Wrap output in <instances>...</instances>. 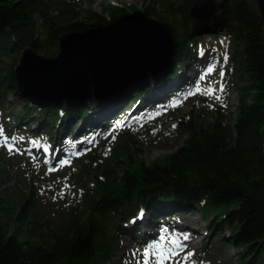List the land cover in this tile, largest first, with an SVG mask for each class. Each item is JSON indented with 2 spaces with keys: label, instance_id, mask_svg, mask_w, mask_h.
<instances>
[{
  "label": "trees",
  "instance_id": "trees-1",
  "mask_svg": "<svg viewBox=\"0 0 264 264\" xmlns=\"http://www.w3.org/2000/svg\"><path fill=\"white\" fill-rule=\"evenodd\" d=\"M155 1L165 3L171 21L149 6L142 12L164 23L178 43L173 69L157 82V92L149 86L134 89L109 105V119L98 123L95 117L101 111L86 106L66 111L31 107L17 91L13 69L26 47L53 57L59 35L106 25L129 11L110 4L104 8V19L90 9L76 11L75 0H0V116L5 135L43 165H52L68 147L74 153L69 165L72 186L82 193L87 212L81 222L71 214L59 226L34 213L22 218L10 208L0 173V264H115L110 253L122 238L137 243L135 258L141 264V250L155 240L153 232L139 239L134 235L142 218L156 231L163 226L177 231L181 215L196 208L206 222L200 251L211 249L218 239L232 247L237 264H264V22L257 2L227 0L213 17L195 20L190 10L197 0ZM210 40L233 47L229 70L238 79L230 75L226 84L237 93L234 125L222 122L216 106V118L207 124L191 110L172 127L173 133L186 134L175 151L146 165L123 150V172L114 173L101 152L113 135L128 130L121 126L111 131L112 121H139L157 104L188 89L181 72L190 65L198 68L199 51ZM3 103L10 108L6 113ZM17 103L22 104L18 115L13 109ZM70 125L79 128L78 134ZM78 135L88 144L85 150ZM98 219L109 221V240ZM128 263L132 261L117 264Z\"/></svg>",
  "mask_w": 264,
  "mask_h": 264
},
{
  "label": "rangeland",
  "instance_id": "rangeland-1",
  "mask_svg": "<svg viewBox=\"0 0 264 264\" xmlns=\"http://www.w3.org/2000/svg\"><path fill=\"white\" fill-rule=\"evenodd\" d=\"M110 4L124 8L129 11L127 13L143 11L146 6H149L156 12L162 13L163 17H166L169 21L173 18L164 12L165 3L156 2L155 0H75V10L90 9L102 18L107 19L108 15L104 8ZM152 18L157 19L155 16ZM232 51V44L223 40H210L199 51L201 57L197 59L198 68L194 69L190 65L186 66L181 72V77L187 80L186 86L188 89L178 96L165 99L157 104L159 105L157 108L152 109L145 118L139 121L133 123L112 121L111 131L115 127L121 126L128 130V132L113 135L101 152L103 157L110 159L113 168L116 170L114 173L121 175L123 172L121 169L123 166L121 155L123 150L130 151L133 160H139L146 165L175 151L183 143L186 134L179 131L173 133L172 127L175 125L177 118L182 117L191 110L200 115L202 124H207L215 120L214 107L216 106L220 111L219 115L222 122L230 127L234 125L237 93L226 84V80L229 79L230 75H233L234 80L237 81L238 79L237 74H231L229 70L228 57ZM209 68L212 69L211 72L208 71ZM200 77H204V79L200 80ZM158 81L149 86L151 91L157 92L155 88L158 86ZM198 83L199 91L196 89ZM243 84L245 82L239 83V85ZM209 86L214 90V94L211 96L204 94ZM190 92L193 94L189 95ZM216 96H219V99H216ZM120 97L116 94L110 97L108 101L99 102L93 107V110L101 111L95 117L98 123H106V120L109 119V105L118 101ZM9 100L11 101V97H9ZM2 105H4V113H6L10 108L7 103ZM21 106L22 104L19 103L13 106L15 114L18 115ZM33 106L35 105L31 107ZM121 111L123 109L119 110V112ZM144 119H147L148 123H142ZM73 121L77 123L73 124L80 126L81 122L77 117ZM31 122L30 127L35 128L33 127L35 124ZM75 125H70L71 129L76 128ZM75 128L72 131L76 130L74 133L76 135L80 127ZM0 129H3V135H0V173L5 180L6 197L11 202L10 208L15 211V214H20L22 218H25L34 213L41 220L53 226L54 224L57 226L65 225L71 214L80 222L86 218L87 212L82 205V193L72 186V169L69 168V165L72 162L74 153H70L68 147L63 148L52 165H43L38 157L20 150L17 143L5 135V126L1 121V116ZM77 138L81 150H85L88 144L81 139L82 136L78 135ZM90 139L93 143L98 140L95 136H90ZM10 144H14V147ZM10 147L12 150H10ZM64 161H67V163H62ZM83 191L84 189H82ZM61 193L63 194L61 195ZM15 214H11L10 217L13 218ZM143 219L144 217L142 218L141 228L134 235L138 236L139 239L153 232L155 240L151 244L145 245V248L141 250V264L145 259V252L148 253L150 264H155V260L159 258L160 254L167 255L169 250L174 248L177 254L164 260L163 264H237L234 259L235 251L232 247L226 243L222 244L218 239L213 242L211 249L199 250L205 242L203 233H205L206 222L201 211L197 208L181 215L177 220V231L171 230L168 226H163L162 230L156 231V229L148 226L146 220ZM98 223L105 231L104 237L109 240V221L98 219ZM191 230L193 233L188 232ZM224 233L228 234V227L224 229ZM185 237L187 238L185 239ZM176 244H179L180 247L176 248ZM155 245H159V247H153ZM137 251L138 245L136 242L128 238H122L114 244L110 255L115 264L127 261H132L131 264H137L138 260L135 258ZM213 252L215 253L213 254ZM188 253H192V255L188 257Z\"/></svg>",
  "mask_w": 264,
  "mask_h": 264
},
{
  "label": "water",
  "instance_id": "water-1",
  "mask_svg": "<svg viewBox=\"0 0 264 264\" xmlns=\"http://www.w3.org/2000/svg\"><path fill=\"white\" fill-rule=\"evenodd\" d=\"M226 2L197 0L190 16L209 19ZM256 2L264 22V0ZM177 47L164 23L133 11L103 26L59 35L53 57L26 47L14 66V80L22 97L38 108L93 109L163 79L173 69Z\"/></svg>",
  "mask_w": 264,
  "mask_h": 264
},
{
  "label": "snow or ice",
  "instance_id": "snow-or-ice-1",
  "mask_svg": "<svg viewBox=\"0 0 264 264\" xmlns=\"http://www.w3.org/2000/svg\"><path fill=\"white\" fill-rule=\"evenodd\" d=\"M208 71L209 72H211L212 71V69L211 68H209L208 69ZM221 75H222V73H221ZM204 79V77H200V80H203ZM196 89H197V91H199V83L197 84V86H196ZM222 90V89H221ZM189 95H192L193 93H188ZM204 94L205 95H209V96H211V95H213L214 94V90L211 88V86H209V88L204 92ZM216 99H219V96H216L215 97ZM0 135H3V129H0ZM5 143H7V141H5ZM10 150H12L11 149V147H10ZM62 163H67V161H64V162H62ZM63 193H61V195H62ZM187 237H185V239H186ZM173 243H175V242H173ZM153 247H159V245H155V246H153ZM180 247V245L179 244H176V248H179ZM177 253H176V250H175V248L174 249H170L169 250V253L167 254V255H165V254H160V256H159V258H157L156 260H155V264H163V261L164 260H167V259H170V257L171 256H174V255H176ZM145 259L143 260V262H142V264H150V260H149V258H148V253L147 252H145ZM192 255V253H188V257H190ZM188 257H186V258H188Z\"/></svg>",
  "mask_w": 264,
  "mask_h": 264
}]
</instances>
